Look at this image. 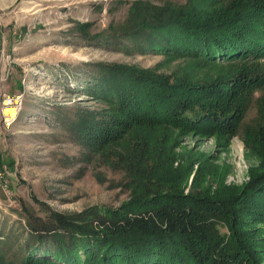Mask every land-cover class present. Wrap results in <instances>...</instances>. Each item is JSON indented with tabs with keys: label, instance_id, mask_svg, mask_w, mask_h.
Returning a JSON list of instances; mask_svg holds the SVG:
<instances>
[{
	"label": "rangeland",
	"instance_id": "1",
	"mask_svg": "<svg viewBox=\"0 0 264 264\" xmlns=\"http://www.w3.org/2000/svg\"><path fill=\"white\" fill-rule=\"evenodd\" d=\"M186 2L197 0H0V264L57 254L50 239L35 238L36 231L56 228V214L96 223L132 199L146 162L127 157L123 145L99 148L85 137L92 125L117 116L116 98L135 86L120 68L186 83L228 68L219 62L223 54L211 63L190 52L156 49L148 32L130 35L129 20L142 7ZM262 94L256 91L235 135L174 128V166L190 170L185 193H217L251 181L260 160L244 142V127L264 116ZM6 101L17 108L13 118L2 113ZM137 131L126 140L133 142ZM243 200L237 210L251 233L244 246L264 264V191Z\"/></svg>",
	"mask_w": 264,
	"mask_h": 264
},
{
	"label": "trees",
	"instance_id": "2",
	"mask_svg": "<svg viewBox=\"0 0 264 264\" xmlns=\"http://www.w3.org/2000/svg\"><path fill=\"white\" fill-rule=\"evenodd\" d=\"M142 9L129 20L130 35L148 32L149 45L166 52H190L206 60L223 54L219 62L228 68L192 83L142 72L140 78L138 71L120 68L135 86L116 98L117 116L92 125L85 137L99 148L123 145L127 157L146 162L139 167L143 173L135 180L132 199L119 210L108 209L96 223L56 214V228L36 231L35 238L50 239L57 254L37 255L25 264H256L244 246L251 233L244 232L237 207L254 191H264V116L244 127V142L260 166L242 188L185 193L190 170L174 166L173 147L174 128L235 135L258 89L264 104V0H197ZM135 131L133 142L126 140ZM127 210L147 212L129 217Z\"/></svg>",
	"mask_w": 264,
	"mask_h": 264
},
{
	"label": "bare ground",
	"instance_id": "3",
	"mask_svg": "<svg viewBox=\"0 0 264 264\" xmlns=\"http://www.w3.org/2000/svg\"><path fill=\"white\" fill-rule=\"evenodd\" d=\"M16 104V103H15ZM2 113L4 116H9L13 118L16 116L17 108L15 105L8 103L7 101L4 103V107L2 108Z\"/></svg>",
	"mask_w": 264,
	"mask_h": 264
}]
</instances>
